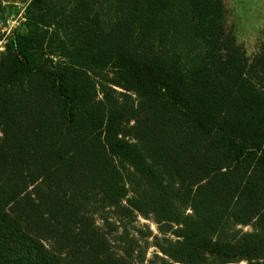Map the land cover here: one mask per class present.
I'll list each match as a JSON object with an SVG mask.
<instances>
[{
	"label": "trees",
	"instance_id": "16d2710c",
	"mask_svg": "<svg viewBox=\"0 0 264 264\" xmlns=\"http://www.w3.org/2000/svg\"><path fill=\"white\" fill-rule=\"evenodd\" d=\"M26 1L0 56V264H264V46L223 0Z\"/></svg>",
	"mask_w": 264,
	"mask_h": 264
},
{
	"label": "rangeland",
	"instance_id": "374dc122",
	"mask_svg": "<svg viewBox=\"0 0 264 264\" xmlns=\"http://www.w3.org/2000/svg\"><path fill=\"white\" fill-rule=\"evenodd\" d=\"M226 10L228 28L233 32L240 44L246 51L248 57L258 55L264 46V0H223ZM28 5L26 0H5L3 12L0 16V36L5 40L22 27L25 21V10ZM135 223L136 228L148 225L150 229L158 234L156 225L148 220L139 219ZM145 230V228H144ZM245 228L244 231H250ZM150 242L152 239L149 240ZM156 249L150 246L148 259L153 256Z\"/></svg>",
	"mask_w": 264,
	"mask_h": 264
},
{
	"label": "built area",
	"instance_id": "2783aa9c",
	"mask_svg": "<svg viewBox=\"0 0 264 264\" xmlns=\"http://www.w3.org/2000/svg\"><path fill=\"white\" fill-rule=\"evenodd\" d=\"M6 43H7V41L5 40V38L4 37H1L0 38V56H1L2 53L5 52Z\"/></svg>",
	"mask_w": 264,
	"mask_h": 264
}]
</instances>
